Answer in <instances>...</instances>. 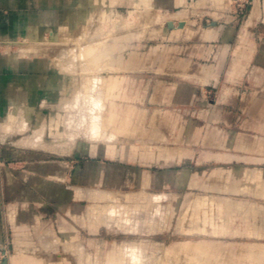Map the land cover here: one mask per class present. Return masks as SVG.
Instances as JSON below:
<instances>
[{"label": "crops", "instance_id": "1", "mask_svg": "<svg viewBox=\"0 0 264 264\" xmlns=\"http://www.w3.org/2000/svg\"><path fill=\"white\" fill-rule=\"evenodd\" d=\"M224 1L0 0V264H75V252H91L83 264H118L119 252L150 235L139 225L168 236L175 223L174 235H193L187 223L202 231L203 212L224 207L234 222L257 219L251 210L264 202V0H245L243 11L238 0ZM122 8L170 19L150 28L148 57H140L138 42L128 46L136 50L130 56L114 45L103 128L116 137L62 136L53 117L65 112L62 99L75 88L74 73L57 66L61 56L73 61L60 55L74 47L64 41L92 12ZM96 145L99 158L90 156ZM95 159L104 162L98 170ZM113 196L122 204L147 199L150 219L91 217ZM246 249L248 262H264V246Z\"/></svg>", "mask_w": 264, "mask_h": 264}, {"label": "rangeland", "instance_id": "2", "mask_svg": "<svg viewBox=\"0 0 264 264\" xmlns=\"http://www.w3.org/2000/svg\"><path fill=\"white\" fill-rule=\"evenodd\" d=\"M225 2L226 1L223 0V2L220 3V5L225 7L224 6L225 4H223ZM114 10L116 13H119L122 17L118 16L117 18H113V21H102L101 20V21H96L94 23L95 26H98V25L102 26V28L106 31H108V28L111 27L110 28L111 32H109L107 34L105 32V34H103L101 36H104V37L106 36L105 39H107V43L109 42L108 43L109 45H116L117 50H118V48L120 50V47L123 46V48H124L123 52H124V54H127L126 56H130L132 51H136V50H132V49L128 48V46H131V44L133 42H135V43L138 42L140 44V49H138V51L140 52V57L150 56V28H151V31H153V26H155V30H159V27L161 29V27L164 24H166V21L169 20L170 17L168 15H164V13L159 12L158 10H152V9H150V10H136L135 12H132V13H129L126 8H122V9H118V10L114 9ZM180 10H181V8L171 10V12H170L171 16H173V14H176ZM154 17L156 19L158 18V20H156V19L154 20ZM117 20H122V22H121L122 26L120 25L119 28H117V29L113 28L112 29V27H113L112 25L114 24L113 22L117 21ZM115 23H117V22H115ZM148 24H149V26H147ZM170 24H172V23L170 22ZM145 26H147V27H145ZM92 28L94 29V27H92ZM92 28H91L92 32L96 33V34L94 35V34H92V32H90V34L93 35V38H97L99 35V34L97 35V32H98L97 29H95L96 31L94 30L95 31L94 32ZM95 28H97V27H95ZM112 32H114V35H117V36H113ZM81 33H83V32H81V29L76 30L73 34L70 35L71 36L70 40H67V42H69V44L72 42L70 44V45H72L75 38L78 35H80ZM90 34L88 33L86 35V37L90 36ZM138 34H141V35H138ZM107 35H108V37H107ZM94 36H96V37H94ZM101 36H99L98 40L99 39L102 40L104 38V37L100 38ZM156 36H157V34H156ZM113 37H114V39H113ZM115 37H117V38H115ZM133 37H135V38H133ZM93 38L91 36L89 41L93 42L91 40ZM94 41H97V40L95 39ZM87 42H88V40L85 43H87ZM64 54H66V51ZM114 74H115L114 69L113 70L107 69V70H104V72H103V75H105L107 77L114 75ZM78 75H79V73H76L74 75V87H77V85L79 86L80 83H81V85H83V83L81 81L82 78H80L82 76H81V74L79 76ZM84 75L86 77L90 76L89 74H84ZM78 79H80V80H78ZM71 97L73 98V96H70V98L66 97L65 99H67V98L71 99ZM63 103L64 102H62L60 105H62ZM60 114L62 115V117L60 118L61 120H60L59 126L61 127L60 128L61 132H64V135H65L68 131H70L68 129H65V128H67V126L64 125V122H65L64 120L66 118L65 116L67 114H66V112H60ZM64 129L67 130L66 133H65ZM64 138H66V137H64ZM98 149H99L98 145H96L95 148L91 147V149L89 150L90 154H91L90 156H92L94 158H99V154H98L99 150ZM95 151H97V152H95ZM86 156H88V154ZM90 163H91V166H93V168H96V170H98L100 164H102L104 162H102L99 159H95V160H91ZM105 163H111V161H106ZM131 179H132V181L129 182L130 184L137 185L139 183L138 178H136V179L131 178ZM94 184L95 185L92 184L93 187L98 189L99 188L98 182L96 181V182H94ZM111 186H113V184ZM112 195H114V194H112ZM116 200L117 199H115L114 196L111 197L109 199V202L107 204H105V205H107L106 208L101 209V213L99 210L98 211L96 210L97 212H94L95 215L92 214L91 216L96 217V215L100 214L99 216L105 217V216L109 215V213H110V215H113V216H110V217L107 216L108 218H113L116 216L123 217L125 215L124 217H135L138 220H142V222H146L147 220L150 219V212H151L150 204L144 202L147 199L135 198V199H133V201L128 200L127 202H125L123 204H122V202H120V200H119V202L121 204L119 202L117 204ZM84 205H85L84 207H86V206L87 207H93L94 206V204H92L89 201L84 202ZM257 205L259 207H257L254 210L253 209L251 210L252 216L254 215V217H257V219L251 218V220H245V221H243L242 218H239V219H237V221L234 222V219H232L230 210L225 208V207L223 209L221 208L218 210L215 209L212 211L210 210L209 212H205L203 214L204 215L203 216L204 222L201 225L202 231H200L198 229H196L194 231L191 229V228H193V226H191L189 223L186 224L187 225L186 232H188V233L192 232L193 235L192 234L191 235L186 234V235H181V236L174 235L173 232L176 231L175 230V223L169 231L168 230L164 231L165 233L168 232V233H166V234H169L168 236H162V235L154 234V233L158 232V230L156 229L157 227L150 226V225H139L138 227H139L140 232H145V231L149 232L150 231V235L149 236L138 235V239H139L138 241L139 242L136 244H133V246H139L138 248L142 249L144 251L143 253L145 254V256L142 258L143 260H145L144 264H153L152 263L153 260H154V264H156L155 261L160 257L161 258L156 261V262H158L157 264H167V263L168 264H187V256H185L186 253H184V252H172V253H170L174 249H176L178 247H182L185 244V242H191L192 244L197 243V242H207V243L213 244L221 252V254L218 258V261L216 263H213V264H220V263L221 264H264V262L263 263L262 262H259V263L248 262V260H246V258L244 256L245 254L243 255V252H245L247 250L246 248L249 247L250 245L255 244V245H260L261 247L264 246V202H262V201L258 202ZM96 206H98V205H96ZM115 209L118 211H121V213L118 211L116 212ZM108 210H110L111 212L113 210V213L109 212ZM122 211H123V213H126V214H123ZM124 211H127V212H124ZM119 214L120 215L122 214V215L120 216ZM80 215H82V214H80ZM99 216H97V217H99ZM173 220L175 221L176 219H173ZM161 232H163V231H161ZM194 232H196V234ZM257 234H258V236H257ZM147 237H150V239H151L150 242L147 240H144V239H147ZM179 237H181V239L182 240L184 239V240L180 242L178 240ZM158 239H164V240H158ZM189 239H193V240L196 239L197 241L195 242V241H192ZM163 243H166L168 245L166 247H168V248H165ZM167 249L171 250V251L165 252ZM223 249H224V251H223ZM89 253H91V252H75V264H83L84 263V260H83L84 255L86 257ZM95 253H98V252H94V254ZM101 253L104 254V252H101ZM150 253L152 254L153 257L151 256ZM59 256H62V255L60 254ZM56 258L57 257H55L54 259H56ZM171 258H172V260H171ZM146 260H148L147 263H146ZM167 260L170 262H168ZM122 261H121V263H118V264H131L128 262L129 259L127 257L123 258ZM106 264H108V263H106Z\"/></svg>", "mask_w": 264, "mask_h": 264}, {"label": "bare ground", "instance_id": "3", "mask_svg": "<svg viewBox=\"0 0 264 264\" xmlns=\"http://www.w3.org/2000/svg\"><path fill=\"white\" fill-rule=\"evenodd\" d=\"M199 1V0H198ZM209 1V0H208ZM226 3V2H225ZM223 3V4H225ZM198 4V3H197ZM208 5V4H207ZM211 5V4H210ZM227 5V4H225ZM224 5V6H225ZM198 6V5H197ZM196 6V7H197ZM215 6V5H214ZM206 7V6H205ZM218 7V6H217ZM228 7V6H226ZM226 9V8H223V10ZM144 10H149V9H144ZM195 10V9H193ZM198 11V10H197ZM194 12V11H193ZM150 13V12H149ZM185 13V12H184ZM178 14V13H177ZM187 14V13H186ZM189 14V13H188ZM187 14V15H188ZM152 15V14H151ZM122 17L119 13H116L115 11H111L110 9H105V10H102L100 12H92L87 20H85V22L81 25L80 29H81V33L80 35H78L73 44L72 45H75L74 47H72L73 49H70L68 53L66 54H60V55H65L63 57H68L70 56L69 58H72L71 60H73L71 63L69 62H64L61 56L60 60L61 62H63V64H60V62H58L60 66H58L59 68L62 67L61 69H63V71L67 70L68 73L70 72H73L75 75L76 73H79V75L81 74L82 77V83L83 85H80L77 87L74 88V93L73 94V98L71 97V99H66L65 102H64V99L63 100V110L66 112V118H65V122H64V125L67 126V128L70 130V133H68V135L70 134V136L73 137V140H77L79 137H82L83 136V139H84V136L87 138H85L86 140H90V141H100V140H104V139H109L110 141L112 140V138L114 137L113 134H109V132H106L103 128L104 126V122H105V108H106V103H105V98H104V90L107 88V84H106V80L104 78V75H103V72L104 70H107V69H115L114 67V61H115V54H114V51L116 50L115 46L112 45L110 46L108 43H107V39L106 36H101L103 34H106L111 32V27L108 28V31L104 30L102 28V26H95V22L96 21H113V18H117V17ZM185 16V15H184ZM145 18V17H144ZM156 18L154 17V20ZM161 19V18H160ZM167 19V18H166ZM169 19V18H168ZM175 19V17H174ZM184 19V18H183ZM158 20V18L156 19ZM173 20V19H172ZM117 22V23H115ZM121 22L122 20H117V21H114L113 23V28L117 29L120 27L121 25ZM146 24V23H145ZM122 26V25H121ZM149 26V24L147 25ZM145 26V27H147ZM94 27V29L92 28ZM97 27V28H95ZM124 27V26H123ZM91 28L93 29V31L95 29H97V35L98 37L97 38H93V35L90 34V32H92ZM78 29V30H80ZM110 29V30H109ZM145 29V28H144ZM121 30V29H120ZM143 30V29H142ZM141 30V31H142ZM146 30V29H145ZM148 30V29H147ZM96 31V30H95ZM94 31V32H95ZM118 31V30H117ZM115 32V31H114ZM114 32L113 33V36H117V35H114ZM119 32V31H118ZM139 32V31H138ZM90 34V36H87V34ZM111 33V34H112ZM140 33V32H139ZM92 34H96V33H93ZM116 34V33H115ZM119 34V33H118ZM142 34V33H141ZM141 34H138V35H141ZM57 35V34H56ZM143 35V34H142ZM93 42H90V38ZM99 36H101L100 38L104 37L102 40L99 39ZM111 36V35H110ZM90 37V38H89ZM96 37V36H94ZM108 37V35H107ZM138 37V36H137ZM140 37V36H139ZM58 38V37H57ZM68 38V37H67ZM88 38V39H87ZM110 38V37H109ZM117 38V37H115ZM135 38V37H133ZM48 39V38H47ZM86 39V40H85ZM97 40V41H94V40ZM114 39V37H113ZM31 40V39H30ZM46 40V39H45ZM60 40V43H58V45H61L62 40L61 39H58ZM67 40L64 41L65 43H67ZM88 40L87 43H85L86 41ZM31 41H35V40H31ZM30 41V42H31ZM44 42V41H43ZM49 42V41H48ZM47 42V43H48ZM58 42V41H57ZM55 42V43H57ZM90 42V43H89ZM40 43V42H39ZM46 43V41L44 42V44ZM69 43V42H68ZM72 43V42H71ZM70 43V44H71ZM27 45V43H25ZM41 44V43H40ZM39 44V45H40ZM32 45V44H31ZM36 45V44H35ZM48 45V44H46ZM52 44H50L49 42V45L48 46H45V45H41V47H46V48H43V49H47V47H51ZM54 45V43H53ZM57 45V44H55ZM65 45V44H64ZM30 47V46H29ZM33 47V45H32ZM40 47V46H39ZM38 47V48H39ZM40 47V48H41ZM53 47V46H52ZM35 48V47H34ZM37 48V46H36ZM42 49V52L45 53L44 51L46 50H43ZM47 54V52H46ZM68 55V56H67ZM56 57V56H53V58ZM60 57V56H59ZM58 57H56V61H58L57 59ZM69 58H64V60L66 59H69ZM59 60V61H60ZM70 60V59H69ZM70 60V61H71ZM55 61V60H53ZM68 61V60H67ZM68 63L70 65H68ZM67 64V65H65ZM63 65V66H62ZM84 74H89L88 76L89 77H86ZM78 75V76H79ZM77 76V75H76ZM78 78V77H77ZM76 79V78H75ZM80 80V79H78ZM77 81V80H76ZM80 81V82H81ZM79 82V81H78ZM76 84V83H75ZM70 98V97H69ZM28 109V108H27ZM57 109V108H56ZM58 110V109H57ZM61 109H59L58 111H60ZM61 110V111H63ZM15 111V110H13ZM57 111V113H58ZM26 112V110H25ZM17 113V112H16ZM15 113V114H16ZM19 113V112H18ZM12 114V113H11ZM14 114V115H15ZM26 114V113H24ZM30 114V113H28ZM21 114L19 113V118L22 119V117L20 116ZM17 116V117H18ZM28 115H26L27 117ZM54 116V115H53ZM52 117V116H51ZM62 117V115L60 113L56 114L55 113V116L53 117V122L55 123L56 125V122L57 123H60V118ZM14 119V118H13ZM18 119V118H17ZM20 119V120H21ZM30 119V118H29ZM28 119V120H29ZM9 120L11 121V118H9ZM23 120V119H22ZM52 120V119H51ZM10 121H8L10 123ZM16 123L15 125L12 123V126H16L18 123H17V120H15ZM25 121V120H24ZM23 121V122H24ZM12 122V121H11ZM9 123L7 125H9ZM11 124V123H10ZM30 124V123H29ZM28 124V125H29ZM43 124V123H42ZM52 124V122H51ZM7 125H6V128H7ZM54 125V126H55ZM19 126V124H18ZM48 126V125H47ZM53 126V124H52ZM52 126H51V129H52ZM11 127V125L9 126ZM22 128V124L20 126ZM23 127H28V126H23ZM43 128V125L41 126ZM40 126H38V128L40 129L41 128ZM56 127V126H55ZM12 128V127H11ZM37 128V129H38ZM46 127H44V130H45ZM57 128V127H56ZM37 129L36 132H34L35 134L37 132ZM38 129V131H39ZM55 129V128H54ZM58 129V128H57ZM66 129V128H65ZM64 129V130H65ZM22 130V129H21ZM28 130V128H27ZM43 130V129H42ZM40 130L39 132L41 133ZM63 130V131H64ZM23 131V130H22ZM26 131V130H25ZM58 131V130H57ZM67 130H65V133H66ZM53 132V130H52ZM59 133V132H58ZM44 134V133H43ZM51 136L53 137L54 135V132L53 134L50 133ZM32 135V134H31ZM57 136V134H55ZM64 135V132L62 134V136ZM67 136V134H65ZM64 135V136H65ZM29 137V136H28ZM37 137V135H36ZM38 137H39V134H38ZM44 137V136H42ZM55 137V136H54ZM68 137V136H67ZM116 137V136H115ZM114 137V138H115ZM31 138H34V137H31ZM41 138V137H40ZM35 139V138H34ZM43 139V138H42ZM68 139V138H67ZM28 140H30V137L28 138ZM39 141V139H37ZM58 140V139H57ZM62 140V139H60ZM71 140V139H70ZM26 141V140H25ZM24 141V142H25ZM53 143L52 139L49 140ZM59 141V140H58ZM66 141H69V140H65ZM23 142V143H24ZM30 143V141H28ZM50 142V143H51ZM55 142V141H54ZM63 142V141H62ZM61 143L62 147H63V144ZM102 142V141H101ZM106 142V140H105ZM108 142V141H107ZM113 142V141H111ZM110 142V143H111ZM27 143V142H26ZM46 143V141H45ZM57 143V141H56ZM59 143V142H58ZM59 143V144H60ZM69 143V142H68ZM74 143V141H73ZM48 144V143H47ZM65 144V143H64ZM71 143H69L70 145ZM44 146H46L44 143H43ZM51 147H52V144H50ZM49 145V146H50ZM60 146H55L54 147H59V150L62 149V147ZM66 145V144H65ZM68 145V147H69ZM28 146V145H27ZM43 147V146H42ZM45 148V147H43ZM53 148V147H52ZM64 148V147H63ZM66 148V147H65ZM64 148V149H65ZM47 149V147H46ZM51 148H49L48 150H50ZM53 150V149H51ZM58 150V149H57ZM63 150V149H62ZM55 151V149L53 150ZM64 151V150H63ZM257 174V173H256ZM254 175V174H253ZM258 175V174H257ZM255 176V175H254ZM253 180H255L253 177H251ZM251 179V180H252ZM252 180V181H253ZM250 187V186H249ZM251 189V188H250ZM264 196V194H263ZM158 199V198H157ZM160 199V198H159ZM118 201V200H117ZM206 201V200H205ZM204 202V201H203ZM120 203V202H119ZM205 203V202H204ZM118 204V203H117ZM121 204V203H120ZM203 204V203H202ZM198 205V204H196ZM206 206V205H205ZM123 208V207H122ZM196 209V207H194ZM200 208V207H199ZM125 209V208H124ZM123 209V210H124ZM202 209V208H201ZM126 210V209H125ZM98 211V210H97ZM96 211V212H97ZM109 212H111L110 210H108ZM107 211V212H108ZM115 211L117 212L118 210L115 209ZM200 211V210H199ZM92 212H95L94 209L92 210ZM121 213V211H118ZM124 212H127V211H124ZM113 213V210L112 212ZM123 213V211H122ZM205 213V212H203ZM90 214V213H89ZM123 214H126V213H123ZM92 215V214H91ZM93 215H95L93 213ZM100 215V214H99ZM99 215H96V216H99ZM115 215V214H114ZM120 215V214H119ZM122 215V214H121ZM120 215V216H121ZM107 216H113V215H107ZM105 216V217H107ZM116 216V215H115ZM125 216V215H124ZM123 216V217H124ZM92 217V216H91ZM99 218V217H98ZM103 218V217H102ZM108 218V217H107ZM117 218V217H116ZM94 219V217H93ZM101 219V218H99ZM105 219V218H104ZM111 219V218H110ZM109 219V220H110ZM112 219H115V217H113ZM119 219V218H117ZM103 220V219H102ZM108 220V219H107ZM107 220H105L104 222L107 223ZM121 220V219H120ZM101 221V220H100ZM117 221V220H116ZM114 222V223H117V222ZM119 221V220H118ZM123 221V220H121ZM111 222V220H110ZM113 222V221H112ZM110 224V223H109ZM108 225V224H107ZM109 226V225H108ZM112 226L114 225H110L109 227L112 228ZM121 227V226H120ZM123 227V226H122ZM125 230V229H124ZM260 233V232H259ZM258 236V234H257ZM181 245V244H180ZM139 246H133V247H126L123 249V252H119V254L121 255V260L120 262L123 260V258L127 257L129 259V263L131 264H144V261L142 258L145 256V254L143 253L144 251L142 249H139L138 248ZM171 250H166L165 252H170ZM224 251V249H223ZM172 252H184L186 253L185 256H187V264H213V263H216L218 261V258L221 254L220 250L217 249L213 244L211 243H207V242H197V243H194L192 244L191 242H185V244L182 246V247H178L176 249H174L173 251H171L170 253ZM232 253V252H231ZM236 253V252H235ZM144 254V255H143ZM151 254V253H150ZM179 254V253H178ZM245 254V255H244ZM168 255V254H167ZM181 255V254H180ZM238 255V254H237ZM243 255L246 257L247 253L246 252H243ZM152 256V254H151ZM179 256V255H178ZM153 257V256H152ZM170 257V256H169ZM183 257V256H182ZM149 258V257H148ZM151 258V257H150ZM156 258V257H155ZM161 258V257H160ZM160 258H158L157 260H159ZM168 259V258H167ZM183 259V258H182ZM150 260V259H149ZM153 260V259H152ZM156 260V261H157ZM172 260V258H171ZM185 260V259H184ZM155 263L157 264L158 262ZM168 261V260H167ZM186 261V260H185ZM184 261V262H185ZM123 262V261H122ZM148 262V260H146V263ZM170 262V261H168ZM150 263V262H149ZM154 264V260L152 262ZM177 263V262H176ZM186 263V262H185ZM168 264V263H167ZM221 264V263H220Z\"/></svg>", "mask_w": 264, "mask_h": 264}, {"label": "built area", "instance_id": "4", "mask_svg": "<svg viewBox=\"0 0 264 264\" xmlns=\"http://www.w3.org/2000/svg\"><path fill=\"white\" fill-rule=\"evenodd\" d=\"M247 4H248V1H245V0H238V2L236 3V5H237V7L239 8L240 11L245 10Z\"/></svg>", "mask_w": 264, "mask_h": 264}]
</instances>
